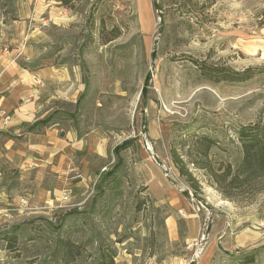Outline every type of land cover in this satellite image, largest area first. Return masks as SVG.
<instances>
[{
  "label": "rangeland",
  "instance_id": "374dc122",
  "mask_svg": "<svg viewBox=\"0 0 264 264\" xmlns=\"http://www.w3.org/2000/svg\"><path fill=\"white\" fill-rule=\"evenodd\" d=\"M21 2L0 0V59L50 73L36 133L71 132L95 178L0 218V264H264V181L217 182L264 132V0H57L30 23Z\"/></svg>",
  "mask_w": 264,
  "mask_h": 264
},
{
  "label": "crops",
  "instance_id": "0c3cea01",
  "mask_svg": "<svg viewBox=\"0 0 264 264\" xmlns=\"http://www.w3.org/2000/svg\"><path fill=\"white\" fill-rule=\"evenodd\" d=\"M22 1V5L33 8L29 14L23 10L20 13L24 23L27 20L30 23L42 18L57 0ZM28 29L32 33L37 31L34 25ZM46 72L25 69L11 57L0 59V218L7 206L23 210L19 206L21 199H26L30 209L35 210L40 205L50 207L61 203L64 188L69 190L70 198L76 192L70 187L73 182L63 180L60 174L73 167L69 157L74 150L82 148L81 141L71 132L63 138L55 130L46 131L45 135L36 133L42 123L29 131L35 123L47 119L38 96L40 89L43 91L40 84L50 74ZM81 173L83 181L95 178L94 173Z\"/></svg>",
  "mask_w": 264,
  "mask_h": 264
},
{
  "label": "trees",
  "instance_id": "16d2710c",
  "mask_svg": "<svg viewBox=\"0 0 264 264\" xmlns=\"http://www.w3.org/2000/svg\"><path fill=\"white\" fill-rule=\"evenodd\" d=\"M72 0H61L62 6L65 8H70ZM241 77L245 75L244 72L237 73ZM149 79V78H148ZM145 89H143V94ZM49 120L47 119L37 122L33 127L29 128V131H33L35 127L39 124H46ZM239 141L241 143L242 159L235 168L234 173L226 170L227 172L218 177V184L223 186L222 183L226 185L227 188L231 190L253 187L255 184H260L264 181V132L261 127L257 124L253 126H246L239 130ZM131 141H123L120 145L113 149L115 156L118 155L120 150L125 149L131 145ZM223 190V189H222ZM230 197L228 193L225 194ZM15 240V239H14ZM97 264H116L113 257L110 256L105 260L104 256L97 262Z\"/></svg>",
  "mask_w": 264,
  "mask_h": 264
},
{
  "label": "built area",
  "instance_id": "2783aa9c",
  "mask_svg": "<svg viewBox=\"0 0 264 264\" xmlns=\"http://www.w3.org/2000/svg\"><path fill=\"white\" fill-rule=\"evenodd\" d=\"M61 177H63V180L67 181V182H79L81 180L84 179V175L80 172V170L78 168L75 167H69L66 170H64L61 174ZM63 193H62V197H61V204H67L70 201V195H69V190H67V188L63 189ZM20 207H23V209H30V207L28 206L27 200L26 199H21L20 203H19ZM16 212L19 211L17 208L16 209H6V211H4L2 213V217L6 218V217H10V215L12 214V212Z\"/></svg>",
  "mask_w": 264,
  "mask_h": 264
}]
</instances>
